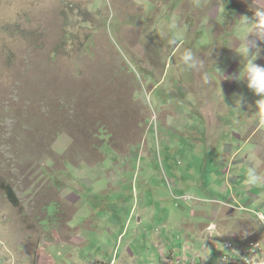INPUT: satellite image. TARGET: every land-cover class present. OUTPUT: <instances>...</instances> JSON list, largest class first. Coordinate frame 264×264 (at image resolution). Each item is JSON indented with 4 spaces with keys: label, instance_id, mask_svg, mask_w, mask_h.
<instances>
[{
    "label": "rangeland",
    "instance_id": "obj_1",
    "mask_svg": "<svg viewBox=\"0 0 264 264\" xmlns=\"http://www.w3.org/2000/svg\"><path fill=\"white\" fill-rule=\"evenodd\" d=\"M257 7L264 0H0V264L145 259L169 230L184 242L189 204L207 240L239 216L263 230L242 211L264 215V185L245 183L246 140L264 159V105L238 55L250 30L264 31V20L244 23ZM186 49L202 70L186 68ZM179 191L190 197L180 206ZM212 199H236L237 216L206 221ZM163 213L175 215L167 229Z\"/></svg>",
    "mask_w": 264,
    "mask_h": 264
},
{
    "label": "crops",
    "instance_id": "obj_2",
    "mask_svg": "<svg viewBox=\"0 0 264 264\" xmlns=\"http://www.w3.org/2000/svg\"><path fill=\"white\" fill-rule=\"evenodd\" d=\"M246 142H249L247 145L248 147L253 146V151H254L253 157H255L254 158L255 161L250 160L251 163L254 165L255 168L256 166H260L261 168H264V159L263 158L261 159L258 154L259 146L254 144L252 140L251 141L246 140ZM247 159L249 158L247 157ZM177 194L183 195L184 193L179 191V193L177 192ZM173 199L177 202V205L180 206L179 203L182 201L178 197L177 198L173 197ZM227 200L229 199H225L222 201L212 199V204L216 205V207H213L211 212L209 213L211 217H209V214H207L206 211L205 213L201 212V214L204 215V219H206V221H209V223L215 222V219L219 217L220 211L226 212L225 214L230 213L229 217L232 218L237 216L234 211L235 209L233 208V203L237 204L238 203L237 200L235 199V201H231L232 202L231 204L227 203L226 202ZM200 202L202 203L203 200L200 199ZM225 206L229 208L228 210L230 212L224 210V208H226ZM185 208H188V210L186 209L185 212H182L184 208L181 209L180 219L182 222H179L182 233L184 232V237H185L183 243H181L182 239H180L179 242L176 243L172 238L175 237L173 235V232L169 230V234L164 236V239H162L160 236L157 237L155 241L157 250L155 249L156 248L155 247L154 248L155 251L153 253H150L148 258L138 260L137 257L132 254L133 256L132 255H128L127 257L123 256L120 263L114 261H105V260L104 261L101 260L98 262L102 264H158L162 261L164 256H168V257H184L186 259V264H218L220 260V256L222 255L221 252L218 251L219 250L218 241L220 240V237L224 238V236L229 238L230 239L229 241H234V242H239L243 239H253L259 241L261 240L262 245L264 247V230L260 229L257 219L253 217H249L248 215L239 216L238 219L245 218V223L243 225H238V226H236L235 223L231 224V219H227L222 224L226 225L227 228L225 227V229L228 230V232L222 229L224 226H221L219 227V229L221 228L223 235H221L218 230L219 233L217 235H215L211 240H207L204 236V230L208 225H202V223H198V222L195 223L193 221L199 214L196 205L191 206L189 204L185 206ZM165 211L167 210L165 209ZM251 211L259 212V209L254 208ZM170 213L172 214L173 210H171ZM246 214H251L252 216H254L253 213H246ZM174 216L175 215H171V216L166 215V219H167L166 229L167 227H170L169 224L170 222L173 223ZM141 222H142V218H139V223ZM174 227H178V226L174 225ZM128 251L130 252V250Z\"/></svg>",
    "mask_w": 264,
    "mask_h": 264
},
{
    "label": "clouds",
    "instance_id": "obj_3",
    "mask_svg": "<svg viewBox=\"0 0 264 264\" xmlns=\"http://www.w3.org/2000/svg\"><path fill=\"white\" fill-rule=\"evenodd\" d=\"M244 18L245 24L252 23L258 25L259 21L264 20V7H257L251 18L247 16H244ZM169 30L172 33L170 39L171 44H175L183 39V34L178 30L175 22L169 25ZM249 34H252L255 39H248ZM257 39L264 40V31H257L256 29L250 30L244 36V44L238 55L240 57H247V62L244 66L247 87L253 94L260 98L259 103L264 105V65L255 63L260 51ZM253 53L255 54L254 58ZM181 60L189 70L199 71L204 68V60L194 53L192 49H186L181 56ZM238 99L239 103H241L243 98L240 97ZM245 177V183L248 185H264V174H261L255 167H249L246 171Z\"/></svg>",
    "mask_w": 264,
    "mask_h": 264
},
{
    "label": "built area",
    "instance_id": "obj_4",
    "mask_svg": "<svg viewBox=\"0 0 264 264\" xmlns=\"http://www.w3.org/2000/svg\"><path fill=\"white\" fill-rule=\"evenodd\" d=\"M189 198L187 195H181L179 199L181 201H187ZM259 219L263 223L264 230V215L259 214ZM208 231L211 239L219 233L218 228L213 225L209 227ZM221 239L223 237H220ZM225 249L229 252L221 253L222 255L220 256L218 264H259L264 255L262 244L253 239H243L238 243L228 241L225 244ZM158 264H186V259L184 257L164 256Z\"/></svg>",
    "mask_w": 264,
    "mask_h": 264
},
{
    "label": "trees",
    "instance_id": "obj_5",
    "mask_svg": "<svg viewBox=\"0 0 264 264\" xmlns=\"http://www.w3.org/2000/svg\"><path fill=\"white\" fill-rule=\"evenodd\" d=\"M4 190H5L6 194H7V196L9 197L10 201L12 203H14L15 205H17L18 201H17V198H16L15 191L10 186H7V185L4 187Z\"/></svg>",
    "mask_w": 264,
    "mask_h": 264
},
{
    "label": "bare ground",
    "instance_id": "obj_6",
    "mask_svg": "<svg viewBox=\"0 0 264 264\" xmlns=\"http://www.w3.org/2000/svg\"><path fill=\"white\" fill-rule=\"evenodd\" d=\"M242 211H244L246 213H253L259 219V214L256 213V212L250 211L247 208L242 209ZM259 221H260V224L262 225L261 228L263 229V223H262V221L260 219H259Z\"/></svg>",
    "mask_w": 264,
    "mask_h": 264
}]
</instances>
